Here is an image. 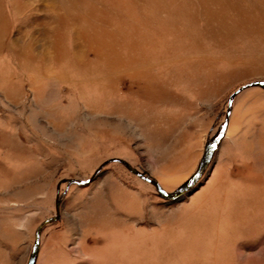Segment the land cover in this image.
<instances>
[{"label": "rangeland", "instance_id": "obj_1", "mask_svg": "<svg viewBox=\"0 0 264 264\" xmlns=\"http://www.w3.org/2000/svg\"><path fill=\"white\" fill-rule=\"evenodd\" d=\"M258 80L264 0H0V264H264Z\"/></svg>", "mask_w": 264, "mask_h": 264}, {"label": "water", "instance_id": "obj_2", "mask_svg": "<svg viewBox=\"0 0 264 264\" xmlns=\"http://www.w3.org/2000/svg\"><path fill=\"white\" fill-rule=\"evenodd\" d=\"M254 86H262V87H264V81H259L258 80V81H251V82L244 83L243 85L239 86L235 91H233L230 94L229 99H228V105H227V109H226V113H225V119H224V124H223L222 130L217 135V137H215L212 140V142L210 144V147H209V150H208V153H207L203 163L201 164L202 168L206 166L207 162L209 161V159H210V157H211V155L213 153L214 148L216 147V144L224 137V135L226 133V129H227V126H228L229 117H230V113H231V106H232V102L234 100L235 95H237L238 93H240L241 91H243V90H245L247 88L254 87ZM111 161H117L119 163H122L123 165H125V167L129 171H131L132 173H134L138 177H140V178H142V179H144L146 181H149L150 183L154 184L158 188V190L164 195V197H167V198L171 197L169 194H167L162 189V187L156 181L146 177L141 172L137 171L134 167H132L124 159H121V158H110V159L106 160L104 162V164L108 163V162H111ZM194 181H195L194 179L189 180L178 192H182V191L186 190L191 184L194 183ZM70 182H72V181H70ZM172 196H174V195H172ZM59 205H60V202H56V215L53 216V217L45 219L37 227L36 233H35V240H34V244H33V247H32L31 257H30V259H29L27 264H34V262H35V259H36V256H37V251H38V246H39L40 232H41L42 228L46 224L51 223L52 221L57 220L59 218V207H60Z\"/></svg>", "mask_w": 264, "mask_h": 264}]
</instances>
